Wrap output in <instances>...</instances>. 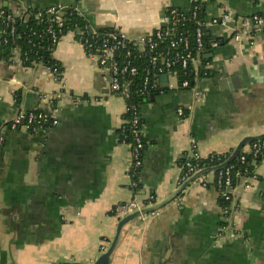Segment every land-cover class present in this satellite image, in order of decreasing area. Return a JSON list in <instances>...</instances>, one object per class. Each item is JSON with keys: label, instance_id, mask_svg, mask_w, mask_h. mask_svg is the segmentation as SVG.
Returning a JSON list of instances; mask_svg holds the SVG:
<instances>
[{"label": "crops", "instance_id": "obj_1", "mask_svg": "<svg viewBox=\"0 0 264 264\" xmlns=\"http://www.w3.org/2000/svg\"><path fill=\"white\" fill-rule=\"evenodd\" d=\"M1 1L14 15L22 5H74L96 28L134 40L165 25L170 8L190 6V0ZM224 9L249 19L264 10V0L204 5L212 43L204 55L213 56L202 58V73L188 88L174 73L158 75L161 92L140 106L144 151L136 199L154 200L145 206L178 188L179 163L193 151L229 155L244 137L264 133V34H237L239 24H219ZM52 58L60 67L57 80L40 64L23 66L18 53L0 61V264L93 263L113 239L115 207L133 198L129 147L120 134L123 99L109 92L107 75L72 34L60 38ZM31 112L47 114L55 125L37 135L5 125ZM215 178L201 176L169 204L125 225L110 264H264V161H252L250 174L235 178L238 211L229 218Z\"/></svg>", "mask_w": 264, "mask_h": 264}, {"label": "built area", "instance_id": "obj_2", "mask_svg": "<svg viewBox=\"0 0 264 264\" xmlns=\"http://www.w3.org/2000/svg\"><path fill=\"white\" fill-rule=\"evenodd\" d=\"M9 1L2 0L1 2L7 3ZM211 1L213 0H190V6L187 11L191 9V19L196 23L195 53L190 49L188 39L184 36H176L174 31L175 25L184 21L182 16L187 11H180L174 8H170L166 14L165 25H171V28L167 32H162L161 28H159L150 35L137 40L128 38L118 30L100 32L92 28L84 13L77 7H52L44 13H40L22 5L19 7L17 15H15L16 17H21L24 22L30 17L37 21H42L46 17L45 21L47 26L45 30L34 33L40 40L46 39L51 51L63 35L72 34L82 46L87 58L102 73L107 75L109 92L119 95L123 99L124 123L120 128V134L122 142L129 147L127 175L130 178V189L133 193V198L115 207L114 217L118 221L123 216L146 207L136 199L139 190L137 177L142 166V155L144 151L140 108L131 99L130 90L132 80L138 74L136 64L142 54L148 53L151 55L148 64L142 68L144 78L142 88L140 89L141 94L150 91L153 93L161 92L156 83L157 77L160 74H176V71L179 70L185 75L191 70L194 77L200 75L202 73V57L200 53L202 50L204 23L197 20V11L199 6H204ZM68 11L71 14L83 18L85 23L82 26L76 25L69 30H64L65 18L63 15L64 12ZM221 16L222 22L231 21L234 24H239L237 34L248 35L250 27L255 28L254 30L256 32L264 34V11L251 16L249 19H238V17L231 13H224ZM14 20L15 17L11 13L5 12L0 7V44L7 43L6 37H13L15 35ZM166 36H170L167 47L162 48L161 43L165 40ZM15 53H18L16 49L13 52V56ZM18 55L21 63L27 59L26 54L23 57H20L19 53ZM0 61H3L2 58H0ZM43 67L55 80L59 79L60 72L57 67ZM179 84L182 88L189 87L187 80H183ZM177 114L179 117H184L185 112L182 109H178ZM5 125L13 131L22 130L37 135L45 133L55 125V122L47 114L31 112L18 113L12 119L8 120ZM2 141L3 138L0 136V146L2 145ZM227 157V154L210 153L200 155L196 151H193L183 159V163L180 165L181 181H185L201 169L222 164ZM248 157H251L253 162L258 157H262L264 161V139L243 147L236 158L238 162L245 163ZM237 176H240L239 171H234L230 165L215 172V187L220 199L225 205L221 209L226 218H229L232 212L238 211V207L233 199L234 180ZM202 184L205 183L203 182ZM228 226L229 224L224 222L221 230L224 231Z\"/></svg>", "mask_w": 264, "mask_h": 264}, {"label": "trees", "instance_id": "obj_3", "mask_svg": "<svg viewBox=\"0 0 264 264\" xmlns=\"http://www.w3.org/2000/svg\"><path fill=\"white\" fill-rule=\"evenodd\" d=\"M203 6H199L197 11V20L199 22H203ZM5 12L10 13L8 9L4 6L1 7ZM13 17H15L14 20V27H15V35L13 37H6L7 43H1L0 44V58L4 62L11 61L13 57V52L16 49L18 53L20 54V57H23L24 54H26L27 59L22 63L25 67H30L33 63L41 64L45 67H57L58 71L60 72L59 65L53 60L52 58V51L49 49V44L46 41V39L40 40L37 38L36 34L34 32H40L44 31L47 24H46V17H44V20L37 21L32 19L30 17L26 22L23 21V19L19 16H14V14H11ZM64 30H69L73 28L74 26H82L85 21L83 18L78 17L75 14H71L70 11L64 12ZM184 21H181L180 23L175 25V35L176 36H184L188 39L190 49L195 53L196 45H195V29H196V23L191 19V9L185 13H183ZM171 28V25H163L161 27L162 32H167ZM100 32H108L112 31L111 28H102L98 29ZM170 36H166L165 40L161 43V47L165 48L167 47V43ZM211 41L209 37L206 34V31L204 29V35L202 39V50L200 53V56L203 58L204 54L211 52ZM151 55L148 53L142 54L139 61L137 62L138 67V74L133 78L132 83L130 85L131 90V99L139 106L142 105V103L147 100L150 93H153L152 91L141 94L140 89L142 88L143 78H144V72L143 67H145L150 59ZM176 76L179 80V83L183 80H187L189 87L194 79V75L191 70H189L185 75L180 72L179 70L176 71ZM127 142V140H126ZM252 161L253 159L251 157H248L245 163H240L237 161V158H235L229 165L233 167L234 171H239L240 176L245 174H250L252 170ZM262 161V157H258L255 159V162L259 163ZM183 163V159L180 161V165ZM235 182V180H234ZM150 202H154L153 199L147 200L143 202L144 205H147ZM220 205L223 208L225 205L223 201L220 199ZM224 224V222H223Z\"/></svg>", "mask_w": 264, "mask_h": 264}, {"label": "water", "instance_id": "obj_4", "mask_svg": "<svg viewBox=\"0 0 264 264\" xmlns=\"http://www.w3.org/2000/svg\"><path fill=\"white\" fill-rule=\"evenodd\" d=\"M71 6H74V5H64L65 8H68V7H71ZM52 7H56V6L53 5V6L49 7V8H52ZM26 8L33 9V10L38 11L40 13H44L47 9H49V8H47V9H44V10H40V9H35L33 7H30V6L29 7H26ZM202 10H203V7H202ZM263 11L264 10L261 9L260 11H258L255 14H259V13H261ZM227 12L228 11L226 9H224L222 11V14L227 13ZM255 14H253V15H255ZM253 15H251V16H253ZM88 22H89V24L91 25L92 28L97 29L90 21H88ZM221 22H222V20L220 19L219 20V24H221ZM228 24H230V23H225V26L226 27H229ZM249 24H251V23L249 22ZM253 29H255V28H252V27L249 28L250 31L253 30ZM212 56H213V54L204 55L203 58H205V57L206 58H211ZM262 139H264V133H262L260 135H256V136H247V137H244L236 145V147L228 155L227 159L222 164L217 165V166H214V167H208V168H204V169L199 170L198 172H196L195 174H193L192 176H190L188 179H186L185 181H183L178 186V188L171 195H169L166 199H164V200H162V201H160L158 203H155V204H153L151 206H146V207L142 208L141 210L136 211V212H134L132 214L123 216L117 222V225H116V228H115V233H114L113 239L111 240L109 246L107 247V249L105 251L101 252V254L96 258V260L93 263L59 261L56 264H110L111 255H112V253H113V251H114V249H115V247L117 245V242L119 240V236H120L121 230H122V228L125 225H127L128 223H130L131 221L135 220L136 218H138V217H140L142 215H146V214H149V213H153V212L158 211L159 209H161L162 207H164L165 205L169 204L174 199H176L183 192V190L188 185H190L192 182H194L195 180L199 179L201 176H203L205 174L215 173L218 170L226 167L227 165H229L237 157L238 153L241 151V149L243 147H245L246 145H249V144H251V143H253L255 141L262 140Z\"/></svg>", "mask_w": 264, "mask_h": 264}]
</instances>
